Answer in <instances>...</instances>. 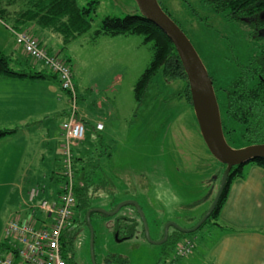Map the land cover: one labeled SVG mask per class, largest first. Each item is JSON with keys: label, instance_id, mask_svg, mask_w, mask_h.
Listing matches in <instances>:
<instances>
[{"label": "rangeland", "instance_id": "374dc122", "mask_svg": "<svg viewBox=\"0 0 264 264\" xmlns=\"http://www.w3.org/2000/svg\"><path fill=\"white\" fill-rule=\"evenodd\" d=\"M163 1L171 18L181 25L192 42L213 81L216 79L217 88L228 87L232 54L250 56L255 52V48L245 42L244 26L227 23L223 17L215 16L202 0L189 1L200 17L208 20V26L197 21L181 0ZM92 2L97 5L91 32L79 38L69 52L60 55L71 60L73 57L82 122L87 125L81 111L82 103L91 107L92 115L99 114L102 108L106 116L103 121L106 131L98 135L97 142L86 144L84 165L77 162V182L88 185L83 174L86 166L85 171L92 172L93 182L98 184L86 188L88 211L110 213L126 201L136 202L151 238L147 239L141 211L137 212L131 205L123 207L114 216L93 217L96 264H110L107 260L112 258H116L114 264H167L165 262L171 260L176 245L170 248L171 240L159 244L164 239L166 226L176 223L182 229L195 228L211 208L226 167L206 146L194 108L184 97L186 81H170L160 71L148 88L144 102L138 104L135 101L134 88L152 60V45L143 44L140 36H130L131 40L124 36L93 38L94 31L101 28L105 19L139 15L135 0H78L81 7ZM228 44L233 45L232 52ZM12 68L18 69L14 64ZM56 118L55 125L50 126L54 131L62 124V119ZM27 134L23 135L24 139H29ZM30 137L27 146L32 152L38 147L42 134ZM236 146L242 144L236 142L234 148H238ZM248 166L244 168L245 177ZM62 170L60 161L54 173L61 174ZM50 175L33 184L46 186L45 197L49 200L57 196L61 185L57 176L54 179ZM53 192L54 196L51 195ZM86 216L80 209L75 211L77 221L72 224L67 239L69 254L74 252L75 255V264H94L91 227L86 223ZM129 217L134 218L135 230L125 240L120 231H116L120 219ZM8 218L9 213L0 210V244ZM216 223L221 221L211 220L196 233L180 236L175 244L184 238L203 240L209 231H217ZM120 225L125 223L120 222ZM173 232L171 227L169 234L172 236ZM204 252V248L198 246L192 258L180 262L200 264Z\"/></svg>", "mask_w": 264, "mask_h": 264}, {"label": "crops", "instance_id": "0c3cea01", "mask_svg": "<svg viewBox=\"0 0 264 264\" xmlns=\"http://www.w3.org/2000/svg\"><path fill=\"white\" fill-rule=\"evenodd\" d=\"M25 28L32 29L50 53L55 55L69 52L77 41L64 48L60 35L40 29L35 23H30ZM12 38L14 37L9 27L0 20V50L15 57L14 65L18 67L16 70L48 72L43 65H32L29 62L22 64L20 60L24 59V55ZM124 38L131 40L129 38L132 37ZM65 59L71 62L69 63L74 71L73 57L72 60L69 57ZM40 67L42 70L38 71ZM80 106L90 132L88 131L86 140L75 148V156L85 157L86 144L97 142L98 135L106 131L103 122L106 116L103 115L102 108L99 109V114L92 115L94 111L89 105L82 103ZM67 114L68 98L61 90L58 78H0V129L16 131L0 140L2 213L8 212L11 217L26 210L23 201L27 199L29 188L37 179L48 178L60 166L62 124L56 131L50 129V126L55 125L58 116L63 123ZM99 122L104 124V130L96 132ZM27 133L29 139H24L23 135ZM37 133H41L42 138L38 147L30 152L27 144L32 138L30 136ZM248 168L247 177L236 180L230 187L227 201L219 214L218 221L221 223L218 224L217 231L214 233L213 229L203 240H197L191 258L196 254L197 247L202 246L205 252L201 256L200 264H264V172L258 166L250 165ZM51 195L54 196L53 193Z\"/></svg>", "mask_w": 264, "mask_h": 264}, {"label": "trees", "instance_id": "16d2710c", "mask_svg": "<svg viewBox=\"0 0 264 264\" xmlns=\"http://www.w3.org/2000/svg\"><path fill=\"white\" fill-rule=\"evenodd\" d=\"M159 4L163 10L170 16L168 7L163 0H158ZM186 6L189 12L195 16L200 23L204 26H208V20L206 18H201L199 11L191 6L189 0H181ZM206 8L209 9L215 16L223 17L227 23H237L241 22L242 27L245 25L244 22H249V20L244 21L245 18H249L252 14L250 13L252 9L258 7L264 0H202ZM97 2L90 3L87 7H81L78 0H0V20L4 22L10 29L12 36L14 37L17 47L20 48L24 59L20 60L22 64L31 63L34 65V60L27 53L23 45L18 44L17 35L21 33H26L30 35L33 39L37 41L39 48H43L50 57H54L60 62L67 64L73 73L74 71L70 65V61L65 58H61L60 55H55L50 53V50L43 45L40 38L36 36L32 29L25 28L30 23H35L40 29L49 30L56 33L62 37L64 48L70 43L78 40L80 37L88 34L92 30L94 15L96 13ZM207 9V10H208ZM171 17V16H170ZM176 22V21H175ZM177 23V22H176ZM179 27L181 25L177 23ZM183 30V28L181 27ZM184 31V30H183ZM250 31V30H249ZM248 40L253 38L259 40L258 31L249 34L244 32ZM94 37H100L102 35L107 37H119V36H140L143 38V44L152 45L153 56L149 66L145 69L142 75L139 77L135 88L134 97L138 104H142L146 97L148 88L150 87L154 77L161 71L166 79L170 81H186L184 86V97L187 99L190 105H192V98L190 87L188 83L187 76L183 69L182 63L179 59L178 53L170 41V39L153 23L141 16H127L125 18H107L104 20L103 25L98 30L93 33ZM248 35V37H247ZM229 51H233L234 47L228 44ZM251 47L255 48L253 54L260 52L258 42L252 43ZM235 54V53H233ZM232 54V55H233ZM236 56V54H235ZM235 63H240L238 58L235 59ZM15 57L6 55L0 50V78L2 77H15V78H57L56 74L48 68L43 62H37V65H43L48 72H34L31 71H20L12 68L14 64ZM70 62V63H69ZM254 62L252 63V65ZM51 74V75H50ZM211 79L212 76L210 75ZM254 78V73L251 66L243 67L242 74L239 79L234 84L235 88L227 89L217 88L214 83V89L218 102L225 110L229 121L234 120L235 123L247 124L248 128V139L246 142L248 145L257 143L259 139V132L264 131V105L260 100L256 91L250 88V82ZM257 78V77H256ZM89 129L87 126V133ZM16 131L14 130H1L0 129V140L4 139L10 135H13ZM90 132V131H89ZM94 133V132H93ZM93 136V135H91ZM90 136V137H91ZM87 137V136H86ZM86 140V139H85ZM77 162H81L82 165L86 162L83 157L75 156L74 167L76 174V186L75 193L76 199L78 200L75 206V211L82 210L86 214L89 209L88 199L86 198V188H89L95 184L94 177H92V172H86L84 166V179L88 185H83L82 182H77ZM251 165L260 167L264 172V160H257ZM58 177V181H62V178L58 174L54 173L51 178L55 179ZM245 178V170L241 167L234 168L229 175L227 184L224 188L223 195L217 205V208L205 223L207 224L211 220H218L221 209L225 205L231 185L238 179ZM92 217H102L100 213H92ZM77 218L75 217L74 220ZM127 222H132L126 220ZM204 224V225H205ZM218 226V224H215ZM120 228V227H118ZM121 230V229H120ZM125 231L122 232L121 238L129 239L131 233L135 230V224H128L125 226ZM121 234V232H120ZM185 234L179 233L174 230L172 236L169 235L167 243L170 240L173 242V248L176 241L179 240L180 236ZM120 238V237H119ZM68 234L65 233L63 236V247L66 250V258L69 264H73L72 260L74 256L69 254L68 250ZM172 244V243H171ZM1 250H6L5 244L2 242L0 244ZM176 247H174L175 249ZM173 249V250H174ZM116 258L108 259L107 262L114 264ZM123 262V260H122ZM167 262V261H166ZM165 262V263H166ZM180 261H178L179 263Z\"/></svg>", "mask_w": 264, "mask_h": 264}, {"label": "built area", "instance_id": "2783aa9c", "mask_svg": "<svg viewBox=\"0 0 264 264\" xmlns=\"http://www.w3.org/2000/svg\"><path fill=\"white\" fill-rule=\"evenodd\" d=\"M17 42L25 47L35 62H43L59 76L62 89L69 95V116L62 124L63 181L57 196L51 200L45 198L46 186L37 185L30 189L25 202L26 214L19 213L6 224V250L0 252V264H69L63 247V236L71 226L76 205L73 148L85 138L86 126L79 114L72 69L50 57L26 33L18 34ZM103 128V124L97 125L99 131ZM194 248V240H186L178 244L176 257H188Z\"/></svg>", "mask_w": 264, "mask_h": 264}, {"label": "water", "instance_id": "95a60500", "mask_svg": "<svg viewBox=\"0 0 264 264\" xmlns=\"http://www.w3.org/2000/svg\"><path fill=\"white\" fill-rule=\"evenodd\" d=\"M135 2L137 3L141 16L157 26L173 43L188 79L192 105L201 135L212 156L226 166L218 194L203 219L195 228L189 230L180 228L176 223L168 224L165 229L164 239L159 243L164 244L168 240L169 229L171 227L176 228L184 234L197 232L217 208L233 168L244 167L257 160H264V144L253 145L242 149H234L228 144L223 132L221 112L213 80L192 42L184 31L163 10L158 0H135ZM128 205H133L141 211L140 206L136 202L131 201L122 203L116 210L110 213L102 210L88 211L87 222L91 227V256L94 264H96V260L94 254V234L91 226L92 212L114 216L123 207ZM141 215L146 226L147 239L151 240L142 211Z\"/></svg>", "mask_w": 264, "mask_h": 264}, {"label": "flooded vegetation", "instance_id": "af4514ba", "mask_svg": "<svg viewBox=\"0 0 264 264\" xmlns=\"http://www.w3.org/2000/svg\"><path fill=\"white\" fill-rule=\"evenodd\" d=\"M252 15L249 18H245L244 21L249 20V22H244L243 25H245L244 27V32L246 31V33L250 32L249 34L254 33V31L256 30V32L258 31V35L259 40H255L253 38L249 39L247 38L248 43L251 45L253 42L256 43L258 42V46L260 49V52L257 54H251L250 56H239L233 54L232 58L230 59V74H231V80H230V74L228 76V87H226L227 89H232L235 88L234 84L235 82L241 77L242 74V68L243 67H248L251 66L252 71L254 73V78L252 79V81L250 82V88L253 89V91H256V94L259 96L260 100L262 101L263 105H264V2L261 3L258 7H256L255 9L253 8L252 11L250 12ZM239 24H241V22H238ZM250 30V31H249ZM238 58L239 61H241L240 63H235V59ZM229 59V58H227ZM254 62V64L252 65V63ZM257 77V78H256ZM213 80V79H212ZM216 85V79L214 78L213 81V85ZM217 87V85H216ZM218 100V99H217ZM219 107H220V112H221V120H222V126H223V132H224V136L228 142V144L234 148L235 147V143H241L242 146H236L238 148H234V149H242L245 147H249V146H253V145H259V144H264V131L259 132V139L256 141L257 143H254L252 145H248L246 142V138L248 139V128H247V124L244 123H235L236 121L231 120L229 121L228 116L225 112V110H223L222 106L220 105V103L218 102ZM264 127V125H262ZM246 137V138H245ZM226 167V166H225ZM241 167V166H240ZM237 168V167H235ZM242 169L245 168L241 167ZM234 169V168H233ZM78 201V200H77ZM133 206V205H131ZM136 211L138 212V209L133 206ZM116 210V208L114 209ZM113 210V211H114ZM112 211V212H113ZM88 211L86 212L87 215ZM92 215H91V219H92ZM128 219L133 220L134 218L129 217ZM127 218H121L120 221L118 222V226H117V231H120L122 235V232H124L125 230V226L130 224L132 225V222H127L126 221ZM77 221V220H75ZM120 222H124L125 225L121 226ZM86 223L87 222V216H86ZM120 227V228H118ZM72 229V228H71ZM71 229L67 232V234H70ZM121 229V230H120ZM174 229V228H173ZM127 240V239H125ZM72 257L74 256L72 263L75 264V255L74 252L71 253Z\"/></svg>", "mask_w": 264, "mask_h": 264}]
</instances>
